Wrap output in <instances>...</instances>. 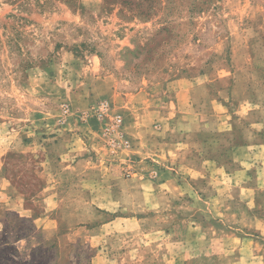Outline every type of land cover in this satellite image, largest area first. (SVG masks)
Wrapping results in <instances>:
<instances>
[{
    "label": "rangeland",
    "instance_id": "rangeland-1",
    "mask_svg": "<svg viewBox=\"0 0 264 264\" xmlns=\"http://www.w3.org/2000/svg\"><path fill=\"white\" fill-rule=\"evenodd\" d=\"M67 55L78 67H53ZM91 56L121 95L82 107L59 85ZM34 68H53L43 128ZM103 100L131 117L128 147L78 117ZM71 119L95 135L82 170L50 152ZM3 133L0 264H264V0H0Z\"/></svg>",
    "mask_w": 264,
    "mask_h": 264
},
{
    "label": "crops",
    "instance_id": "crops-1",
    "mask_svg": "<svg viewBox=\"0 0 264 264\" xmlns=\"http://www.w3.org/2000/svg\"><path fill=\"white\" fill-rule=\"evenodd\" d=\"M65 61H67L68 64L62 62L61 60L58 62L55 61L53 67H59L60 69L64 67L63 70H71L74 67H78V63L74 62L73 57L68 58V55H67V59H65ZM85 62L86 64L82 67L83 77L82 75H79L82 78L79 77L77 78V80L76 78H73V79L71 78V80L69 78H66V80L63 81V83L59 85L62 90H64L65 88H68V91H66L65 93L64 92L60 93L61 96L65 95L68 98H70V100H73V99L78 100V103L82 107L87 106L90 103L96 100H99L101 98H104V97H112V98L115 96L120 97L121 94L118 91L113 89V86H114L113 79L108 76L102 77L101 75L97 74L99 67L97 65V61L95 57L91 56L88 58V61H85ZM90 64L93 65L91 69L89 68L91 67ZM51 69L53 70V68ZM51 69L49 70L52 72ZM49 70L44 71L39 68H34L29 71L30 83L28 84L26 89L29 90V92L31 91L33 94H35V102L38 105L35 107L33 105L29 107V110H30L29 114H31V117L30 118L28 117V118L32 120L31 123L32 125L34 124L36 128L37 127L43 128V126L45 125L44 123L45 117H48L47 115L49 114L48 113L49 110L48 109L45 110L43 108L44 98L43 96L40 95L45 85L44 83L42 84V82L39 83V81L41 80L40 79L41 75L46 74V76H49V78L51 77L52 74ZM54 79L55 78H52L53 81ZM69 84L71 86H69ZM47 86H48L47 88H52V85H47ZM53 86H55L54 90L57 91L58 90V88H56L57 85L54 84ZM92 92H94V95H91ZM124 99L127 100L126 98ZM128 100L127 102H125L126 104L127 103L130 104ZM134 118L135 120L132 121V124L133 126H136L137 129L134 132H132V134L134 136H139V134L143 132L141 128L143 123L141 124L140 117H134ZM154 118L156 117L147 118V126L149 125L151 127L154 126V123H156ZM29 119H26V120H29ZM130 119L131 117H124L125 123L127 124L129 122L131 124ZM72 121H75L77 124L73 125ZM158 121L162 123V131L160 132L161 135L166 134L165 129H166L167 117H159ZM78 123L79 122L77 119L76 120L71 119V120L66 121L61 126H58L56 124L55 127L52 129L53 134H56L55 136H53L54 138L53 140H58L59 143L62 142V144L60 147L53 146L50 149V152L53 153L52 155H56L57 159L59 157H62V161H65L64 163L69 162L70 163L69 167L73 168L74 170L75 169L82 170V168L84 169V167L89 166L91 164V156H90V153H87V152H91V147H92L91 139L95 137L94 133L92 134L91 131L88 132ZM173 123H174L173 120H171V122L169 121L167 122V125H169V128H170V131L172 129ZM178 123H180V118H178ZM178 123H176V125H178L177 130L180 132L181 129H183L185 132L187 128L183 126L179 127ZM175 129H176V126L173 129V132ZM7 134H11V130H9ZM7 134L6 133L0 134V169H2L3 167V156L9 149H11V146H12V141L9 139V136H7ZM139 137H141V135ZM163 145L167 146L169 144L165 143ZM140 151H141L140 149L138 150V148H134L135 153L136 152L139 153ZM141 153L145 154V151H141ZM2 180L4 179L0 178V182ZM58 198H59L58 195L53 192L46 193L45 195V200L50 202L51 204L52 202L59 200ZM5 200L7 201L6 198H0V202H5ZM47 212L48 213H44V215L41 217L34 218V221H36L37 219H41L42 217H46L50 219L51 213L50 211H47ZM46 214L48 215L46 216ZM21 216L23 217L25 216L27 218L32 217L31 213H21Z\"/></svg>",
    "mask_w": 264,
    "mask_h": 264
},
{
    "label": "built area",
    "instance_id": "built-area-1",
    "mask_svg": "<svg viewBox=\"0 0 264 264\" xmlns=\"http://www.w3.org/2000/svg\"><path fill=\"white\" fill-rule=\"evenodd\" d=\"M70 109L65 107L64 116H68ZM78 117L84 121L89 120L91 117L103 121L105 124L104 133L107 138V142L112 149H120L129 146V140L127 139L123 130L124 119L121 114L114 113L112 110L111 102L103 100L96 105H93L88 111H84L78 114Z\"/></svg>",
    "mask_w": 264,
    "mask_h": 264
}]
</instances>
